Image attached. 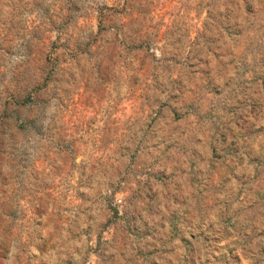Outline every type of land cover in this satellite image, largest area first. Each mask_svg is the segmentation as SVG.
Masks as SVG:
<instances>
[{
  "label": "rangeland",
  "instance_id": "374dc122",
  "mask_svg": "<svg viewBox=\"0 0 264 264\" xmlns=\"http://www.w3.org/2000/svg\"><path fill=\"white\" fill-rule=\"evenodd\" d=\"M0 264H264V0H0Z\"/></svg>",
  "mask_w": 264,
  "mask_h": 264
}]
</instances>
